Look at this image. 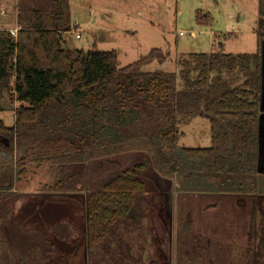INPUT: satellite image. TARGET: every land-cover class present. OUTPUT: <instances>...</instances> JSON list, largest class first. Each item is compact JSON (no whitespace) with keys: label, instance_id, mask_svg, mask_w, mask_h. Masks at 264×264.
Returning <instances> with one entry per match:
<instances>
[{"label":"trees","instance_id":"obj_1","mask_svg":"<svg viewBox=\"0 0 264 264\" xmlns=\"http://www.w3.org/2000/svg\"><path fill=\"white\" fill-rule=\"evenodd\" d=\"M259 16L260 41L264 0H259ZM198 21L203 22L199 12ZM17 25V38L0 29V113H15L12 127L0 119V147L11 162L16 157L15 167H8V184H0V205L3 192L12 193L15 178L28 175L31 160L48 161L56 173L47 187L50 194L82 193L87 264H144L151 162L137 154L127 165L90 176L88 165L97 156L141 143L153 151V170L182 177L183 186L238 197L264 194L260 52L190 54L179 62L178 73L143 72L152 62L165 63L167 53L155 48L120 68L115 51L64 48V35L75 28L70 0H54L52 9L20 11ZM195 118L210 124V148L178 146L179 125ZM237 201L238 208H245L247 201ZM255 201L239 264H264V202ZM3 220L0 213V225ZM190 224L176 238L184 239V248L196 241L194 234L185 235L194 227ZM200 247L196 254L183 250L174 255L175 264L233 263L230 250L223 257L210 241L195 248Z\"/></svg>","mask_w":264,"mask_h":264},{"label":"rangeland","instance_id":"obj_2","mask_svg":"<svg viewBox=\"0 0 264 264\" xmlns=\"http://www.w3.org/2000/svg\"><path fill=\"white\" fill-rule=\"evenodd\" d=\"M70 7L72 22L80 25L82 38L78 40L70 33L64 35V39L70 40L64 48L85 52L93 49L115 51L120 68L136 62L155 48L167 53L168 58L163 64L145 65L143 72L178 73L179 62L190 54L221 51L251 54L262 53L264 48V40L257 38L259 0H71ZM52 8L54 0H0V12H6L5 17L0 13V20L7 22L0 21V27L13 26L16 12ZM198 12L203 15L202 23L198 21ZM95 19L98 24L93 22ZM261 116L264 117V112ZM0 119L7 127H12L15 113L12 110L1 112ZM179 128L182 134L179 147H211L207 120L195 118L181 123ZM259 143L260 169L264 165V118L260 119ZM143 153L152 169L151 187L147 191L151 206L145 226L148 247L144 264H175L174 255L182 254L183 250L191 254L202 252L204 248L195 247L202 244L205 247L209 241L217 255L226 257L231 251L233 263L223 260L221 264H239L237 260L245 252L247 240L243 236L252 204L255 200L264 202V194L238 197L183 186L182 177L162 176L153 170V151L141 143H131L113 155L97 156L90 166L87 164L89 175L111 172ZM15 160L16 157L11 162L0 147L1 185L8 184V167L14 168ZM27 168L28 175L24 179L16 181L15 178L12 193L2 194L0 213L4 220L0 225V255L10 252L14 260L16 254L24 260L31 255L32 264H85L82 193L78 191L73 197L50 194L47 187L55 181L56 173L48 161L31 160ZM184 187L186 189L182 190ZM238 199L247 201L245 208L237 207ZM188 222L194 227L185 235L194 234L196 241L190 248H184V239L178 242L176 238ZM229 227L230 231L225 232ZM185 235L182 238H186ZM47 253H53V261L46 259Z\"/></svg>","mask_w":264,"mask_h":264},{"label":"crops","instance_id":"obj_3","mask_svg":"<svg viewBox=\"0 0 264 264\" xmlns=\"http://www.w3.org/2000/svg\"><path fill=\"white\" fill-rule=\"evenodd\" d=\"M27 1V0H26ZM71 1V0H70ZM1 14H2V16L3 17H5L6 16V12L5 11H1L0 12ZM15 15V19H14V25L13 26H11V27H7V28H4V27H0V29H4V30H13V29H19L18 28V25H17V15H18V13L16 12V14H14ZM100 17V16H99ZM1 22H3V23H5L6 21L5 20H3V19H1L0 20ZM95 24H98L99 23V21L97 20V19H95L94 21H93ZM7 23V22H6ZM72 24H74V30L72 31V35L73 34H75V38H76V34H79L80 36H81V38H82V35L80 34V32H79V24L78 23H73L72 22ZM98 30H100V29H98ZM100 31H102V30H100ZM80 38V39H81ZM79 40V39H78ZM70 43V40H66L65 39V44H69ZM260 53H261V51H260ZM261 168H262V172H260V173H263L264 172V165L262 164V166H261ZM260 168V169H261ZM53 253H47V255H52ZM1 257H2V264H12V262H15V264H32V259H31V255H29L28 256V260H24V259H22V258H19L21 255H19V254H16V256H15V260L13 259V257L10 255V252H6V253H2L1 255H0ZM12 258V259H11ZM10 261V262H9ZM12 261V262H11Z\"/></svg>","mask_w":264,"mask_h":264},{"label":"water","instance_id":"obj_4","mask_svg":"<svg viewBox=\"0 0 264 264\" xmlns=\"http://www.w3.org/2000/svg\"><path fill=\"white\" fill-rule=\"evenodd\" d=\"M262 57L264 58V48L261 53ZM264 66V65H263ZM262 74H263V81H262V100H261V112H264V67L262 69ZM263 116L260 117L261 120H263ZM260 172H262V168L260 169ZM86 257V255H85ZM85 264H87V258L85 260Z\"/></svg>","mask_w":264,"mask_h":264},{"label":"built area","instance_id":"obj_5","mask_svg":"<svg viewBox=\"0 0 264 264\" xmlns=\"http://www.w3.org/2000/svg\"><path fill=\"white\" fill-rule=\"evenodd\" d=\"M12 37L17 38L18 36V29L9 30ZM81 36L79 34H76V39H80Z\"/></svg>","mask_w":264,"mask_h":264}]
</instances>
